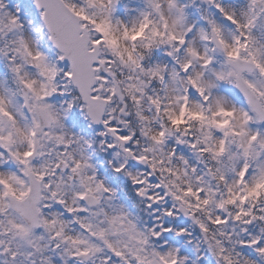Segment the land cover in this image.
<instances>
[{
  "label": "snow or ice",
  "instance_id": "snow-or-ice-1",
  "mask_svg": "<svg viewBox=\"0 0 264 264\" xmlns=\"http://www.w3.org/2000/svg\"><path fill=\"white\" fill-rule=\"evenodd\" d=\"M0 264H264V0H0Z\"/></svg>",
  "mask_w": 264,
  "mask_h": 264
}]
</instances>
